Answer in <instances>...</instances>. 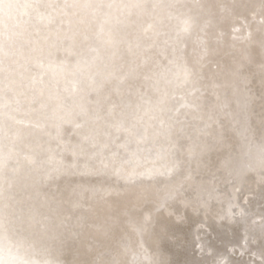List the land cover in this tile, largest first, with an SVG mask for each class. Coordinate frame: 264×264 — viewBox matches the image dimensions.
I'll use <instances>...</instances> for the list:
<instances>
[{
	"label": "snow or ice",
	"instance_id": "1",
	"mask_svg": "<svg viewBox=\"0 0 264 264\" xmlns=\"http://www.w3.org/2000/svg\"><path fill=\"white\" fill-rule=\"evenodd\" d=\"M0 264H264V0H0Z\"/></svg>",
	"mask_w": 264,
	"mask_h": 264
}]
</instances>
